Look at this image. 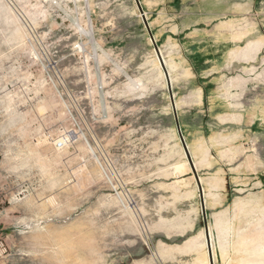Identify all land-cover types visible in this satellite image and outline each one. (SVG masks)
Wrapping results in <instances>:
<instances>
[{"label": "rangeland", "instance_id": "rangeland-1", "mask_svg": "<svg viewBox=\"0 0 264 264\" xmlns=\"http://www.w3.org/2000/svg\"><path fill=\"white\" fill-rule=\"evenodd\" d=\"M138 2L0 0V264H220L228 205L261 249L264 0Z\"/></svg>", "mask_w": 264, "mask_h": 264}, {"label": "crops", "instance_id": "crops-1", "mask_svg": "<svg viewBox=\"0 0 264 264\" xmlns=\"http://www.w3.org/2000/svg\"><path fill=\"white\" fill-rule=\"evenodd\" d=\"M207 156V155H206ZM195 157L191 154V159L195 166ZM196 168V166H195ZM222 189L217 190L210 198H222ZM259 196L258 205L264 210V191L257 193ZM252 197V193H249ZM254 196V195H253ZM237 214H233L232 208L228 205L221 213L217 222L213 221V225H217L216 230L226 232L222 237L220 246L215 248L216 258L220 264H264V241L259 245L261 249L254 250L252 245H247L251 239H242V234L247 228V224L239 221ZM264 228V227H263ZM214 230V228H212ZM261 250V251H260ZM263 250V251H262Z\"/></svg>", "mask_w": 264, "mask_h": 264}, {"label": "water", "instance_id": "water-1", "mask_svg": "<svg viewBox=\"0 0 264 264\" xmlns=\"http://www.w3.org/2000/svg\"><path fill=\"white\" fill-rule=\"evenodd\" d=\"M135 2H136V5H137V8H138L139 12L142 13V10H141V7L139 5L138 0H135ZM143 23H144V26H145V28L147 30V33L149 35V38H150L151 42L153 43L154 50H155L156 54H158V49H157L156 45L153 42V38H152V35H151L150 31H149L147 22L145 20H143ZM161 64H162V61H161ZM167 84H168V90H169V86L170 85H169L168 82H167ZM169 98H170V102H171L172 109H173L174 121H175V126H176V129H177V133H178V136H179V140H180L181 145H182V147L184 149V152H185L187 161H188V163L190 165V168H191L192 173H193V175L195 177V180H196V184H197L198 191H199V197H200V201H201V208H202L203 220H204V223H205V212H204V204H203V199H202V188H201L199 179L197 177V174L195 172L194 166L192 164V161H191L189 152H188V150L186 148L185 142H184L183 137L181 135L180 127H179V124H178V121H177V117H176V114H175V106H174L173 98H172V95L170 94V92H169ZM204 230H205V239H206V244H207V249H208L209 264H213L212 253H211V248H210V239H209L208 228L206 226V223H205Z\"/></svg>", "mask_w": 264, "mask_h": 264}, {"label": "built area", "instance_id": "built-area-1", "mask_svg": "<svg viewBox=\"0 0 264 264\" xmlns=\"http://www.w3.org/2000/svg\"><path fill=\"white\" fill-rule=\"evenodd\" d=\"M57 145H58V146L62 145V142H59Z\"/></svg>", "mask_w": 264, "mask_h": 264}, {"label": "bare ground", "instance_id": "bare-ground-1", "mask_svg": "<svg viewBox=\"0 0 264 264\" xmlns=\"http://www.w3.org/2000/svg\"><path fill=\"white\" fill-rule=\"evenodd\" d=\"M89 30V29H88ZM90 34V33H89Z\"/></svg>", "mask_w": 264, "mask_h": 264}]
</instances>
